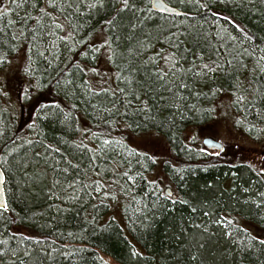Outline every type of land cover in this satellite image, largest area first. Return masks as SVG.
Segmentation results:
<instances>
[{"label": "trees", "instance_id": "trees-1", "mask_svg": "<svg viewBox=\"0 0 264 264\" xmlns=\"http://www.w3.org/2000/svg\"><path fill=\"white\" fill-rule=\"evenodd\" d=\"M6 1L0 68L24 51L40 97L26 135L0 116V264H264V0ZM104 52L116 82L96 89ZM223 96L258 157L187 138ZM143 134L169 151L162 185Z\"/></svg>", "mask_w": 264, "mask_h": 264}, {"label": "rangeland", "instance_id": "rangeland-1", "mask_svg": "<svg viewBox=\"0 0 264 264\" xmlns=\"http://www.w3.org/2000/svg\"><path fill=\"white\" fill-rule=\"evenodd\" d=\"M6 4V0H0L1 7H5ZM25 65V54L24 51L20 50L11 57L7 67L0 68V104L4 109L11 112L12 119L16 121L18 133L23 132L24 135H26L27 125L33 119L31 108L36 105L37 101L35 100L40 97L39 94L30 95V88L33 86L23 75ZM87 69L89 71V81L93 88H106L116 82V71L109 63L106 52L99 56L97 66ZM232 103L231 97H221L217 102L216 112L211 120L201 126L190 128L187 132V138L192 139L196 146L203 148L210 156L221 153L225 155L224 149L227 147V157L232 160L245 159L242 154L249 153H252L254 157H258L259 153H262V147L246 136L239 127L238 115L234 111ZM205 138H212L220 142L223 145V150H208L203 144ZM130 140L133 146L151 154L156 159L157 165L152 175L153 178L159 180L158 182L161 185L163 181L167 182L163 176L162 165L170 158V154L164 140L154 134L138 135ZM252 162L255 165L260 164L264 168V161ZM163 187L165 190L169 189L166 184ZM113 211L117 220L124 225L122 210L119 205ZM262 236H264L263 233Z\"/></svg>", "mask_w": 264, "mask_h": 264}, {"label": "water", "instance_id": "water-1", "mask_svg": "<svg viewBox=\"0 0 264 264\" xmlns=\"http://www.w3.org/2000/svg\"><path fill=\"white\" fill-rule=\"evenodd\" d=\"M151 5L154 11L164 13L166 15L182 16L184 14L182 10L168 4L165 0H151ZM203 144L208 150H212V151H222L223 150V145L220 142L212 138H205L203 140ZM0 172H2L4 175V180L0 181V203H6L8 206L7 196H6V191H5L6 176L1 166H0ZM166 192L169 195L171 194L170 189H167ZM2 210H6V209L3 207H0V211Z\"/></svg>", "mask_w": 264, "mask_h": 264}, {"label": "bare ground", "instance_id": "bare-ground-1", "mask_svg": "<svg viewBox=\"0 0 264 264\" xmlns=\"http://www.w3.org/2000/svg\"><path fill=\"white\" fill-rule=\"evenodd\" d=\"M23 75H25V76H28L27 75V66L25 65V67H24V70H23ZM0 116H2L3 118H1V120H5V122H7L8 124H12V123H15V120L14 119H12V116H11V112L9 111V110H6V109H4L3 107L1 108L0 107ZM28 140H24V141H22L21 143L23 144V146L24 145H26V144H31V142L33 141V140H37V139H39L41 136H36V134L35 133H33V132H28ZM167 196H169V197H171L172 196V191H171V194L169 195V194H167Z\"/></svg>", "mask_w": 264, "mask_h": 264}, {"label": "snow or ice", "instance_id": "snow-or-ice-1", "mask_svg": "<svg viewBox=\"0 0 264 264\" xmlns=\"http://www.w3.org/2000/svg\"><path fill=\"white\" fill-rule=\"evenodd\" d=\"M123 7L124 8H128L129 7V3H128V0H123ZM129 179H131V177H129ZM4 180V175L2 172H0V181H3ZM0 207H3V208H7V204L6 203H0Z\"/></svg>", "mask_w": 264, "mask_h": 264}]
</instances>
